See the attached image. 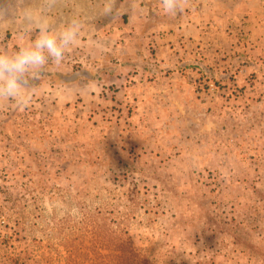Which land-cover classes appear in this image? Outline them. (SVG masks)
<instances>
[{
	"label": "rangeland",
	"instance_id": "rangeland-1",
	"mask_svg": "<svg viewBox=\"0 0 264 264\" xmlns=\"http://www.w3.org/2000/svg\"><path fill=\"white\" fill-rule=\"evenodd\" d=\"M180 6L0 0L9 56L79 22L0 99V264H264V0Z\"/></svg>",
	"mask_w": 264,
	"mask_h": 264
},
{
	"label": "clouds",
	"instance_id": "clouds-1",
	"mask_svg": "<svg viewBox=\"0 0 264 264\" xmlns=\"http://www.w3.org/2000/svg\"><path fill=\"white\" fill-rule=\"evenodd\" d=\"M181 2L161 0L163 12L174 16L181 9ZM57 3L58 0H47V11L53 10ZM104 12L110 14L112 6ZM24 19L26 23L37 26L35 40L27 47H20L12 56L0 52V99L6 97L10 101H18L17 106L22 108H26L29 103L25 101L31 99L27 95V90L32 87L30 81L39 79L49 57L56 62L63 59L65 48L75 39L79 26L77 20L70 19L64 28H52L43 17L37 20L31 10L25 11Z\"/></svg>",
	"mask_w": 264,
	"mask_h": 264
},
{
	"label": "trees",
	"instance_id": "trees-1",
	"mask_svg": "<svg viewBox=\"0 0 264 264\" xmlns=\"http://www.w3.org/2000/svg\"><path fill=\"white\" fill-rule=\"evenodd\" d=\"M117 243V242H116Z\"/></svg>",
	"mask_w": 264,
	"mask_h": 264
}]
</instances>
